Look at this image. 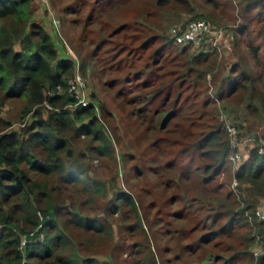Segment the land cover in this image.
<instances>
[{
    "label": "rangeland",
    "instance_id": "1",
    "mask_svg": "<svg viewBox=\"0 0 264 264\" xmlns=\"http://www.w3.org/2000/svg\"><path fill=\"white\" fill-rule=\"evenodd\" d=\"M244 4L32 0L33 18L51 34L60 56L73 62L68 84L84 95L81 104L95 106L113 148L109 155L99 154L95 140L72 133V158L85 179L67 183L57 174L38 177L53 187L63 205L58 224L72 242L81 241L83 257L111 264H260L264 233L258 234L238 207H230L238 191L236 170L258 144L255 135H264V5L248 13ZM196 15L222 34L216 46L210 41L214 50L207 55L167 38L171 28ZM247 41L258 47L256 57ZM242 71L253 82H243ZM23 105L19 99L4 105L9 129L30 122L32 110L19 117ZM41 108L46 112L54 106ZM230 123L242 126L237 146L231 145ZM218 129L229 144L219 167L206 156L214 145L202 142ZM260 142L264 152V139ZM235 153L240 156L233 159ZM123 191L135 201L133 208L118 199ZM257 205L264 207V201ZM71 210L105 229L75 226L68 219Z\"/></svg>",
    "mask_w": 264,
    "mask_h": 264
},
{
    "label": "trees",
    "instance_id": "2",
    "mask_svg": "<svg viewBox=\"0 0 264 264\" xmlns=\"http://www.w3.org/2000/svg\"><path fill=\"white\" fill-rule=\"evenodd\" d=\"M244 3L243 10L249 13L250 9L264 5V0H244ZM32 11V0H0V264H111L80 254L81 241L72 242L58 224L62 203L54 198L53 187L49 189L46 181L38 178L57 174L60 182L76 183L85 179L86 172L72 158L69 147L72 133H82L95 140L99 154L109 155L113 148L95 106L79 103L74 93L68 92L73 62L60 56L51 34L33 18ZM200 16L174 27L183 31L190 20ZM246 25L240 26L237 33L243 32ZM171 29L167 38L178 44ZM232 31L231 43L235 48L234 28ZM207 40L203 46L194 47L198 55H207L213 47L209 37ZM246 47L253 57L257 56L258 47L251 41H247ZM241 75L243 82H253L246 71ZM49 91L54 92L52 96L47 94ZM12 99L24 101L20 118L32 110L30 122L19 130L9 129L11 122L2 115L4 105ZM45 99L54 106L46 112L41 108ZM240 124H235L238 129L242 127ZM221 136L218 129L202 138L203 144L214 145L206 156L218 167L227 159L229 150L228 142L222 141ZM261 138L264 135L260 138L255 135L258 144L250 149L248 159L236 170L238 191L234 192L236 195L230 204L231 208L238 207L245 219L249 217L258 234L264 233V220L256 215V209L263 207L257 205L259 199L264 201ZM95 185L100 190L99 183ZM117 196L131 208L135 205L129 193L123 191ZM248 210L250 214L244 215ZM68 214V219L83 230L102 232L105 229L103 224L77 210ZM30 232L34 233L33 237L43 233L46 239L28 242L21 251V235ZM258 260L263 264L264 253Z\"/></svg>",
    "mask_w": 264,
    "mask_h": 264
},
{
    "label": "built area",
    "instance_id": "3",
    "mask_svg": "<svg viewBox=\"0 0 264 264\" xmlns=\"http://www.w3.org/2000/svg\"><path fill=\"white\" fill-rule=\"evenodd\" d=\"M172 34L174 35V40L182 45V44H192L193 47H200L204 45V42L207 40V37L213 41V45L216 46L218 41H215V39L218 37V39L221 37V31L217 30L216 27L211 24L206 18H195L190 20L185 29L183 31H179L176 27H173L171 29ZM208 41V40H207ZM81 81V85H82ZM75 86H72L70 84L69 80V91L74 93L75 97L77 98L79 103H86L84 99V95L77 93L75 89L73 90ZM75 91V92H74ZM53 91L47 92L49 96L53 95ZM44 104H46L48 107H50V103L47 102V99L43 101ZM227 131L232 136L231 145L237 146L240 142L237 139L239 132V129L235 124H227ZM262 151V149H260ZM239 153H235L232 158L239 157ZM256 215L259 219L264 220V207H259L256 209ZM34 233L30 232L29 234H23L21 235V240L19 244V249L22 251L25 247V245L29 242H42L44 240V234L39 233L36 237H33Z\"/></svg>",
    "mask_w": 264,
    "mask_h": 264
}]
</instances>
